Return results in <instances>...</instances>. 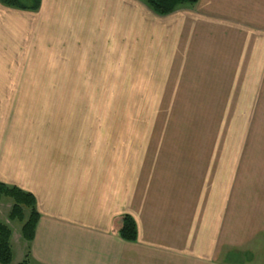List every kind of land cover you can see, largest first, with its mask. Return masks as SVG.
I'll return each instance as SVG.
<instances>
[{
	"label": "crops",
	"instance_id": "1",
	"mask_svg": "<svg viewBox=\"0 0 264 264\" xmlns=\"http://www.w3.org/2000/svg\"><path fill=\"white\" fill-rule=\"evenodd\" d=\"M139 64L205 81L203 102L252 103L264 125V0H199L166 17L144 0L0 4V183L33 195L40 215L12 264H264V227L225 207L264 199L237 190L241 179L264 184V157L225 160L222 143L204 141L199 159L162 161L125 113L42 109L104 102L63 73ZM125 215L134 243L115 227Z\"/></svg>",
	"mask_w": 264,
	"mask_h": 264
},
{
	"label": "rangeland",
	"instance_id": "2",
	"mask_svg": "<svg viewBox=\"0 0 264 264\" xmlns=\"http://www.w3.org/2000/svg\"><path fill=\"white\" fill-rule=\"evenodd\" d=\"M129 68L121 74L100 70L63 73L66 79L91 83L87 93L80 95L104 102L41 105L42 109L48 106L47 111L125 113L130 117V124L138 123L131 127L143 124L140 129L146 140L144 148L149 149L145 154H153L162 161L199 159L200 144L204 141L208 146L222 143L225 160L249 161L264 157V125L255 118L252 103L203 102L213 100L205 81H202L203 88L201 81L194 86L183 72L159 71L156 69L161 66L157 65L139 64ZM50 75L56 77L57 73ZM242 170H247L249 175V169ZM228 172L230 169H226V175ZM228 185L225 183V191ZM239 185V191H264L261 183H244L241 179ZM11 207L9 200L0 203V222L7 223L12 230L11 245L17 262L25 250V241L21 235L22 224L8 220ZM225 207L226 211L232 209L229 212L252 213L255 224L264 227V199L225 200Z\"/></svg>",
	"mask_w": 264,
	"mask_h": 264
},
{
	"label": "trees",
	"instance_id": "3",
	"mask_svg": "<svg viewBox=\"0 0 264 264\" xmlns=\"http://www.w3.org/2000/svg\"><path fill=\"white\" fill-rule=\"evenodd\" d=\"M146 5L158 16L166 17L173 14L180 7H193L199 0H144ZM41 0H0L4 7L36 12L40 8ZM9 200L12 207L8 214L11 223L22 224L21 235L24 241L31 243L36 234L40 215L36 208V199L33 195L0 183V203ZM115 227L119 237L130 243L137 241L138 233L136 223L130 216H122L115 220ZM12 230L9 225L0 222V264H12L13 250L11 245ZM20 264H32L28 259Z\"/></svg>",
	"mask_w": 264,
	"mask_h": 264
}]
</instances>
